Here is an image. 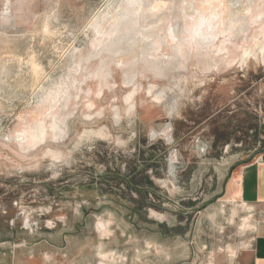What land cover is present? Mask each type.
I'll return each mask as SVG.
<instances>
[{
	"label": "rangeland",
	"instance_id": "374dc122",
	"mask_svg": "<svg viewBox=\"0 0 264 264\" xmlns=\"http://www.w3.org/2000/svg\"><path fill=\"white\" fill-rule=\"evenodd\" d=\"M262 148L264 0H0V242L236 264Z\"/></svg>",
	"mask_w": 264,
	"mask_h": 264
},
{
	"label": "crops",
	"instance_id": "0c3cea01",
	"mask_svg": "<svg viewBox=\"0 0 264 264\" xmlns=\"http://www.w3.org/2000/svg\"><path fill=\"white\" fill-rule=\"evenodd\" d=\"M232 178L229 188L234 199L246 205L256 219L251 243L239 253L236 264H264V153L240 167ZM0 264L92 263L83 256L72 254L67 240L55 247L43 239L38 242H0Z\"/></svg>",
	"mask_w": 264,
	"mask_h": 264
},
{
	"label": "bare ground",
	"instance_id": "6f19581e",
	"mask_svg": "<svg viewBox=\"0 0 264 264\" xmlns=\"http://www.w3.org/2000/svg\"><path fill=\"white\" fill-rule=\"evenodd\" d=\"M214 1V0H213ZM210 4H211V2H209ZM224 3H225V1H224ZM219 4V3H218ZM226 4V3H225ZM225 7H227V6H225ZM210 17L211 16H209V18H207V19H204V18H202L197 24H195V33L193 34V35H195V34H199L200 33V31H201V33H202V29H199L200 28V26L201 25H203V24H205L206 26H207V28H211V26H212V21L210 20ZM214 17V16H213ZM213 20V19H212ZM215 20V19H214ZM224 22V21H223ZM214 24V23H213ZM222 25V24H221ZM198 27V28H197ZM199 32V33H198ZM200 33V34H201ZM224 33V32H223ZM231 33V32H230ZM225 34V33H224ZM192 35V34H191ZM190 35V36H191ZM192 35V36H193ZM213 35V34H212ZM222 36H224V35H222ZM258 36V35H257ZM260 48V47H259ZM250 52V51H249ZM101 226H103L102 224H100ZM106 230V229H105Z\"/></svg>",
	"mask_w": 264,
	"mask_h": 264
},
{
	"label": "water",
	"instance_id": "95a60500",
	"mask_svg": "<svg viewBox=\"0 0 264 264\" xmlns=\"http://www.w3.org/2000/svg\"><path fill=\"white\" fill-rule=\"evenodd\" d=\"M262 153H264V148H262V149L259 150V151L254 152V153L251 155L250 160H251L255 155H258V154L260 155V154H262ZM250 160H248V161H244V162L236 163L234 166H232V167L229 169V172H228L227 178L225 179V181H224V183H223V191H222V194L224 193L226 183L228 182V180H229V178H230V176H231V174H232L233 169H234L236 166H238V165H240V164H242V163H247V162H249Z\"/></svg>",
	"mask_w": 264,
	"mask_h": 264
}]
</instances>
